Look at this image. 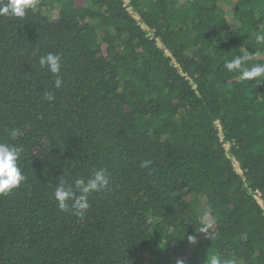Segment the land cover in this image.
I'll return each instance as SVG.
<instances>
[{"label": "trees", "instance_id": "obj_1", "mask_svg": "<svg viewBox=\"0 0 264 264\" xmlns=\"http://www.w3.org/2000/svg\"><path fill=\"white\" fill-rule=\"evenodd\" d=\"M129 1L140 19L125 0L0 15V143L26 177L0 195V264H264V78L223 66L264 64V0ZM98 169L85 217L60 211L59 180Z\"/></svg>", "mask_w": 264, "mask_h": 264}, {"label": "clouds", "instance_id": "obj_2", "mask_svg": "<svg viewBox=\"0 0 264 264\" xmlns=\"http://www.w3.org/2000/svg\"><path fill=\"white\" fill-rule=\"evenodd\" d=\"M34 6V0H0V15H11L23 18L26 10ZM258 42H264V34L256 36ZM252 57L247 53L237 55L231 60L224 61V68L229 72L240 70V79L245 81L254 78H264V64H255L251 68L244 67L245 63ZM41 68H46L55 78L56 88L63 85V79L60 76L62 71V57L60 54L47 53L39 58ZM259 83V81H257ZM44 99L51 102L55 100V96L51 92H45ZM10 135L13 139L21 135L18 129H11ZM22 149L7 143H0V195H6L19 187L21 182L26 179L22 174L18 165V159ZM150 160L141 162V167H148ZM110 183V175L104 169H98L89 177H80L74 180V183H67L60 179L54 190L53 196L57 206L62 212H70L71 214L83 219L87 210L91 207L89 196L93 193L106 190ZM194 241V237H190ZM177 264H184L182 260H178ZM207 264H221L216 256L208 257Z\"/></svg>", "mask_w": 264, "mask_h": 264}, {"label": "built area", "instance_id": "obj_3", "mask_svg": "<svg viewBox=\"0 0 264 264\" xmlns=\"http://www.w3.org/2000/svg\"><path fill=\"white\" fill-rule=\"evenodd\" d=\"M126 3L128 4V9H129L131 12H133V14L135 15V17H136L137 19H140V15H139L136 11H134L133 6L130 5V1L127 0ZM145 27H146V26H145ZM146 28H147V27H146ZM234 162H235V164H237L238 161L234 159ZM239 171H241V169H239ZM255 196H256L257 200L261 203V205L264 207V200H263V197H262L261 192L258 191V192L255 194Z\"/></svg>", "mask_w": 264, "mask_h": 264}, {"label": "rangeland", "instance_id": "obj_4", "mask_svg": "<svg viewBox=\"0 0 264 264\" xmlns=\"http://www.w3.org/2000/svg\"><path fill=\"white\" fill-rule=\"evenodd\" d=\"M127 2V0H125ZM194 197V195H191ZM197 211L200 216L204 215L205 208H206V201H202L197 205Z\"/></svg>", "mask_w": 264, "mask_h": 264}]
</instances>
